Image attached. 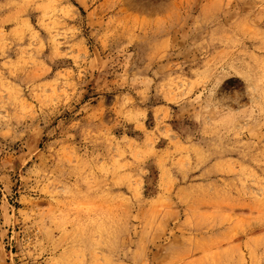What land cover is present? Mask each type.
Masks as SVG:
<instances>
[{"label": "rangeland", "instance_id": "obj_1", "mask_svg": "<svg viewBox=\"0 0 264 264\" xmlns=\"http://www.w3.org/2000/svg\"><path fill=\"white\" fill-rule=\"evenodd\" d=\"M0 264H264V0H0Z\"/></svg>", "mask_w": 264, "mask_h": 264}]
</instances>
